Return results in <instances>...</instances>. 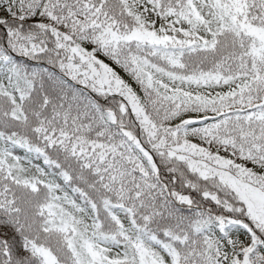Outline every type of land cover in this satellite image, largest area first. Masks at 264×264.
I'll return each mask as SVG.
<instances>
[{
	"label": "snow or ice",
	"instance_id": "1",
	"mask_svg": "<svg viewBox=\"0 0 264 264\" xmlns=\"http://www.w3.org/2000/svg\"><path fill=\"white\" fill-rule=\"evenodd\" d=\"M0 264H264V0H0Z\"/></svg>",
	"mask_w": 264,
	"mask_h": 264
}]
</instances>
